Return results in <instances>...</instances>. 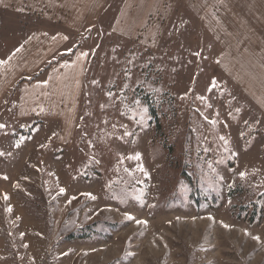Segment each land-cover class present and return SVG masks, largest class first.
Masks as SVG:
<instances>
[{"label":"rangeland","instance_id":"rangeland-1","mask_svg":"<svg viewBox=\"0 0 264 264\" xmlns=\"http://www.w3.org/2000/svg\"><path fill=\"white\" fill-rule=\"evenodd\" d=\"M29 22L0 8L3 55ZM201 23L176 0L157 49L88 25L67 55L89 54L78 113L18 122L0 105V264H264V122Z\"/></svg>","mask_w":264,"mask_h":264},{"label":"crops","instance_id":"crops-1","mask_svg":"<svg viewBox=\"0 0 264 264\" xmlns=\"http://www.w3.org/2000/svg\"><path fill=\"white\" fill-rule=\"evenodd\" d=\"M219 1L186 0L188 9L197 11L201 24L217 39L216 65L225 80L264 122V0L261 11L259 0L251 4L255 9L251 20L249 14H242L239 4L243 0ZM175 3L118 0L114 7L113 0H0V8L8 7L14 16H26L30 21L27 29L21 28L24 37L19 45L7 55L0 52V61L5 62L0 64V105L7 104L18 122L60 123L68 107L78 113L89 54L85 48H77L70 59L67 55L85 27L108 24V30L121 38L132 41L141 37L143 45L157 49ZM109 8L114 11L103 14ZM245 26L250 29L242 32ZM38 73L37 78L19 85L21 78ZM72 86L75 91L69 95Z\"/></svg>","mask_w":264,"mask_h":264},{"label":"trees","instance_id":"trees-1","mask_svg":"<svg viewBox=\"0 0 264 264\" xmlns=\"http://www.w3.org/2000/svg\"><path fill=\"white\" fill-rule=\"evenodd\" d=\"M94 36H99L97 32H93L89 38H92ZM40 75V73H38L37 75H35L33 78H31L32 80L37 78ZM24 78V77H23ZM23 78H21L20 80H22ZM28 78V77H27ZM25 79V78H24ZM20 83V81H19ZM84 92V91H83ZM156 94V93H154ZM153 93L152 92H148L144 98L143 101L145 102V104L148 107L149 113L151 115V122L155 124L156 126V134L157 135H161L162 132V126L161 123L159 121V115H158V109L157 106L155 104V100L152 98ZM82 103V101H81Z\"/></svg>","mask_w":264,"mask_h":264},{"label":"snow or ice","instance_id":"snow-or-ice-1","mask_svg":"<svg viewBox=\"0 0 264 264\" xmlns=\"http://www.w3.org/2000/svg\"><path fill=\"white\" fill-rule=\"evenodd\" d=\"M84 55H86V54H84ZM2 63H5L4 61H0V64H2ZM2 127H4V125H0V128H2ZM223 139V138H222ZM3 153H0V155H2ZM133 159H139V154H137L135 157H132ZM242 177L245 175L244 173H241L240 174ZM61 191V193H63L65 190L64 189H61L60 190ZM86 195H91V194H86ZM5 198H7V197H5ZM93 199H95V197H92ZM11 209H9V211H10ZM128 219H132V217L131 216H128L127 217ZM138 223H139V221H138ZM225 227H228L227 225H225ZM254 239H256V240H259V237L257 236V237H254Z\"/></svg>","mask_w":264,"mask_h":264}]
</instances>
